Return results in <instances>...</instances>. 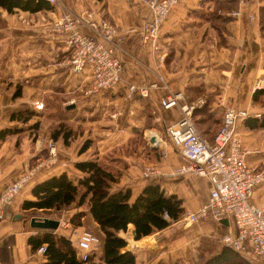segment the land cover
Returning <instances> with one entry per match:
<instances>
[{
	"label": "crops",
	"instance_id": "obj_1",
	"mask_svg": "<svg viewBox=\"0 0 264 264\" xmlns=\"http://www.w3.org/2000/svg\"><path fill=\"white\" fill-rule=\"evenodd\" d=\"M39 4L9 9L0 5V190L47 153L48 138L55 140L58 156L55 164L34 174L0 219V264L46 262L47 255L28 242L31 234L45 230L69 237L75 246L76 234L88 221L101 233V240L97 222L77 203L61 210L57 229L33 227L30 217H25V211L34 209L23 204L34 199L32 186L61 172L77 180L86 174L77 161L97 159L117 172L110 189L129 188L130 199L153 183L181 200L183 214L207 200V177L175 172L184 158L169 140L166 127L176 124L181 111L178 106L160 105L169 89L183 92L186 101L204 99L193 119L199 133L210 140L226 105L246 109L248 116L238 123L241 140L250 150L246 160L264 165V103L252 98L258 89L255 80L264 77V0H236L232 6L230 0H182L162 23L156 47L139 30L149 13L142 0H41ZM88 8L117 26L118 54L124 62L121 79L96 94L83 92L89 70L69 69L64 35L51 28L63 10L80 13ZM234 9L239 15L231 14ZM159 76L163 81L150 88L148 96L127 95L130 83H149ZM36 100L43 102L42 108L34 106ZM146 162L158 164L161 173L144 177L141 168ZM263 197L264 184L255 188L251 199L260 202ZM80 210L82 224L71 227L70 216ZM181 218L148 234L129 223L119 231L128 245L124 249L134 252L136 264H206L227 246L221 237L236 230L231 216L196 222ZM239 255L242 259L237 257L233 264H256L251 252Z\"/></svg>",
	"mask_w": 264,
	"mask_h": 264
},
{
	"label": "built area",
	"instance_id": "obj_2",
	"mask_svg": "<svg viewBox=\"0 0 264 264\" xmlns=\"http://www.w3.org/2000/svg\"><path fill=\"white\" fill-rule=\"evenodd\" d=\"M46 1L54 3L57 0ZM142 1L147 4L149 13L139 30L156 47L162 23L173 6L182 0ZM237 1L245 3L247 0ZM239 13L238 9L231 11L234 16ZM51 28L64 35V42L69 50L66 58L69 69L74 73L86 68L89 70V80L83 90L85 94L99 93L113 87L121 79L124 62L118 54L121 44L120 37L117 36L118 28L114 23L88 8L80 13L63 10L54 18ZM83 28L89 31H84ZM160 81H163L161 76L149 83H130L127 95L148 96L150 88L158 86ZM254 88H264V77L255 80ZM203 101L202 97L186 101L183 92L170 89L160 98L163 108L178 106L181 111L176 124L166 127L169 140L184 158L175 172H192L207 177L209 182L207 200L197 210L183 214L181 219L184 222H196L200 219L220 220L231 216L236 230L225 233L221 241L245 255L251 252L250 258L255 259L256 264H264V197L260 202L251 199L255 188L264 184V165L258 167L247 162L246 154L250 150L243 144L238 129L239 121L248 116V111L238 106L226 105L220 125L210 140L199 133L193 119L194 110ZM34 106L42 108L43 102L36 100ZM146 135L151 137L150 132ZM45 143L47 153L37 157L33 164L19 172L0 190V219L6 215L8 206L34 174L57 162L55 140L48 138ZM141 172L144 177H151L158 176L161 170L156 164L144 163ZM164 216H168L166 212ZM100 241L99 236L82 229L76 234L75 246L80 256L85 258L99 246ZM45 248L43 243L38 246L37 251L45 253Z\"/></svg>",
	"mask_w": 264,
	"mask_h": 264
},
{
	"label": "trees",
	"instance_id": "obj_3",
	"mask_svg": "<svg viewBox=\"0 0 264 264\" xmlns=\"http://www.w3.org/2000/svg\"><path fill=\"white\" fill-rule=\"evenodd\" d=\"M40 1L0 0V5L9 9L17 4L28 6L32 2L34 7H40ZM235 1L230 0V6ZM252 98L264 103V88L255 89ZM76 166L86 174L74 180L61 172L38 181L31 188L34 199L24 200L23 204L25 208L33 207L39 211L63 210L74 203L85 206L102 231L101 249L97 247L82 258L69 237L45 230L28 237L34 249L45 244L48 259L43 264H136L134 252L124 249L126 241L119 231L131 223L142 234L152 233L165 228L183 214L181 200L174 194H166L158 184H146L134 199H130L129 188L110 189L111 183L118 178L117 172L97 159L77 161ZM83 214L82 210L73 213L70 223L74 226L82 224ZM237 257L242 259L243 256L236 249L224 246L206 264H233ZM157 264L165 263L160 261Z\"/></svg>",
	"mask_w": 264,
	"mask_h": 264
},
{
	"label": "water",
	"instance_id": "obj_4",
	"mask_svg": "<svg viewBox=\"0 0 264 264\" xmlns=\"http://www.w3.org/2000/svg\"><path fill=\"white\" fill-rule=\"evenodd\" d=\"M150 140L154 141L155 138L151 137ZM29 223L33 227L57 229L60 224V219L48 216L32 215L30 216ZM125 246L128 247V245Z\"/></svg>",
	"mask_w": 264,
	"mask_h": 264
},
{
	"label": "rangeland",
	"instance_id": "obj_5",
	"mask_svg": "<svg viewBox=\"0 0 264 264\" xmlns=\"http://www.w3.org/2000/svg\"><path fill=\"white\" fill-rule=\"evenodd\" d=\"M58 150V149H57ZM148 163H151V164H156V163H153V162H146V164ZM156 166H158V164H156ZM144 167V164L142 165V168ZM159 167V166H158ZM142 168H141V171H142ZM153 177V176H151ZM150 177V178H151ZM35 213V214H33ZM61 210H49V211H37L35 209H32V210H28V211H25V217H30V215H39V216H48V217H53V218H57V217H61ZM58 215V216H57ZM59 219V218H58ZM71 225V223H70ZM61 226V225H60ZM72 227V225H71ZM84 229H87V230H90L91 232H93L94 234H96L97 236H101L100 232H98L96 229H93L91 225H89V222H85V226L83 227ZM82 229V228H81Z\"/></svg>",
	"mask_w": 264,
	"mask_h": 264
}]
</instances>
